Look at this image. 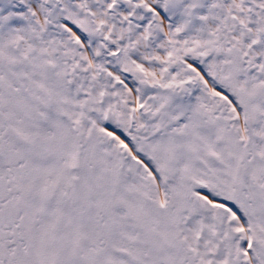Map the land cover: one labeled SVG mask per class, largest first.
<instances>
[{
	"label": "snow or ice",
	"instance_id": "1",
	"mask_svg": "<svg viewBox=\"0 0 264 264\" xmlns=\"http://www.w3.org/2000/svg\"><path fill=\"white\" fill-rule=\"evenodd\" d=\"M0 264H264V0H0Z\"/></svg>",
	"mask_w": 264,
	"mask_h": 264
}]
</instances>
